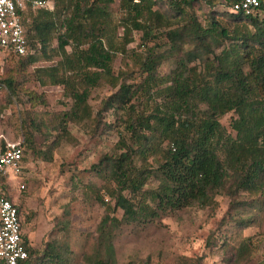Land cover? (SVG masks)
Returning <instances> with one entry per match:
<instances>
[{"label": "trees", "instance_id": "1", "mask_svg": "<svg viewBox=\"0 0 264 264\" xmlns=\"http://www.w3.org/2000/svg\"><path fill=\"white\" fill-rule=\"evenodd\" d=\"M194 1L198 0H164L169 7L164 13L153 9L158 0H119L120 15L114 23L108 11L112 0H51L52 9L30 12L24 22L29 52L15 57L26 58L28 64L60 57L55 65L39 70V79L43 86H62L63 96L71 101L68 111L47 121L59 136L45 150H35L30 130L42 127L46 139L49 133L43 129L47 122L32 119L27 124L22 120V129L27 125L29 131L24 146L50 161L59 137L68 135V123L90 121L95 132L103 113L126 112L123 123L128 137L121 136V152L105 156L91 167L115 188L108 192L114 200L113 208L96 196L105 214L97 227L94 252L85 258L89 264H115L113 232L123 225L158 219L193 205L210 207L221 191L231 198L227 212L231 217L232 210L247 205L235 201L237 194H264V22L224 13L228 27L214 16L208 27H202L184 10ZM221 1L218 4L226 8L238 0ZM174 20L184 25L170 29ZM119 28L122 36L117 42ZM161 28L169 29L164 37L170 43L169 53L178 56L176 69L159 77L157 69L163 56L146 49L142 57L134 56L142 77L139 84H126L130 71L114 77V58L133 42V34L141 33L144 45ZM53 40L55 48H51ZM187 45L193 48L184 50ZM214 48L220 52L205 59L203 72L196 73L189 67L204 54L213 53ZM42 75L47 81L41 80ZM105 81L118 89L102 101L93 116L90 93ZM2 86L14 91L11 80H1ZM33 97L29 96L30 101ZM134 99L141 100L142 110L136 112L131 104ZM229 113L236 115L230 126L233 134L220 123ZM107 126L110 128V124ZM150 158L155 168H149ZM150 179L156 181V188L144 190ZM2 186L9 193L13 191L10 181ZM9 197L14 199L13 195ZM17 209L21 216L18 205ZM116 209L122 212L121 218L110 215ZM235 222L240 230L251 224L250 219ZM23 239L27 259L22 264H65L62 252L52 244H47L41 254L31 248L25 236ZM223 247L226 254L230 253L228 264L248 263L252 250L248 239L233 252L230 246ZM202 261L186 260L182 264Z\"/></svg>", "mask_w": 264, "mask_h": 264}, {"label": "rangeland", "instance_id": "2", "mask_svg": "<svg viewBox=\"0 0 264 264\" xmlns=\"http://www.w3.org/2000/svg\"><path fill=\"white\" fill-rule=\"evenodd\" d=\"M212 2L213 4L208 0L194 1L184 10L202 27H208L210 17L213 16L228 27L224 18L226 8L220 6L222 1ZM153 9L169 12L164 0H158ZM108 11L115 23L120 15L119 0H112ZM183 25L184 22L174 20L170 29L181 28ZM167 30L169 29L161 28L154 32L144 45L140 41L141 33H134L133 42L114 58V77L130 71L132 74L125 78L126 84H139L142 77L134 56L142 57L146 49H152L154 54L163 56L157 69L158 76L171 74L176 69L178 56L173 52L169 53L170 43L164 37ZM121 36L122 29L119 28L115 41L119 42ZM224 44L228 45L227 42ZM55 47L56 41L53 40L51 48ZM192 48L193 46L187 45L184 50ZM66 52H71L70 47L66 48ZM212 52L204 54L203 59L190 63L189 67L194 68L196 73L203 72L205 59L219 54L220 49L214 48ZM58 60L60 57L56 56L51 60L41 58L28 64L26 58L21 60L15 56L0 55V81L11 80L14 88L13 92L6 86L0 88V150L6 142L24 144L29 131L27 125L22 129V120L27 124L32 119L47 122L70 109L71 101L63 96L62 86H43L39 79V70L55 65ZM41 80L47 81L43 75ZM117 89L106 81L92 89L88 103L93 116L100 109L102 101ZM30 95L34 96V100L30 101ZM140 102L139 99L131 102L136 112L142 110ZM103 114L100 127L95 132L90 121L68 123V135L59 137L57 146L51 152L50 161L38 157L34 151L45 150L59 133L52 128L51 122H47L43 129L49 133L46 139L42 127L40 130H30L35 150H29L23 145L24 175L22 178L10 176L9 179L13 193L18 196L15 202L21 210L23 235L31 248L42 254L46 245L52 244L56 251L62 252L65 264H89L85 258L94 252L97 227L105 214V207L98 203L96 196L102 197L110 208L114 207V200L108 195L115 188L114 183L105 181L102 177L104 175L92 171L91 167L103 157L121 152V136L128 137L123 123L126 112L118 111L115 114L108 111ZM235 118L234 113H229L220 119L221 125L229 133H232L230 126ZM52 121L58 125L55 119ZM148 161L149 168H155L152 158ZM19 184L24 186L23 190H20ZM156 186V181L150 179L144 190H153ZM234 199L247 205H243L238 211L232 210L231 217L227 213L231 198L221 191L210 207L193 205L158 219L123 225L113 232L115 264H182L186 260L193 263L200 258L203 259V264H228L230 253L226 254L223 246H230L233 252L246 239L252 247L247 264H264V194L252 196L240 193ZM147 204L151 205L149 200ZM110 215L121 218L122 212L116 209ZM239 219H250V226L240 230L235 222ZM45 264H51V261Z\"/></svg>", "mask_w": 264, "mask_h": 264}, {"label": "built area", "instance_id": "3", "mask_svg": "<svg viewBox=\"0 0 264 264\" xmlns=\"http://www.w3.org/2000/svg\"><path fill=\"white\" fill-rule=\"evenodd\" d=\"M51 0H0V55L25 56L29 49L25 33L28 14L40 9H52ZM230 15L243 14L264 22V0H238L226 7ZM23 147L6 142L0 150V264H22L27 259L22 221L17 204L2 184L11 177H23ZM20 190L24 186L19 184Z\"/></svg>", "mask_w": 264, "mask_h": 264}, {"label": "crops", "instance_id": "4", "mask_svg": "<svg viewBox=\"0 0 264 264\" xmlns=\"http://www.w3.org/2000/svg\"><path fill=\"white\" fill-rule=\"evenodd\" d=\"M12 195H13L14 201H16V199H18L17 194L12 193ZM21 221H22V219H21ZM22 232H23V222H22ZM23 236H24V235H23ZM27 241H28V240H27Z\"/></svg>", "mask_w": 264, "mask_h": 264}]
</instances>
